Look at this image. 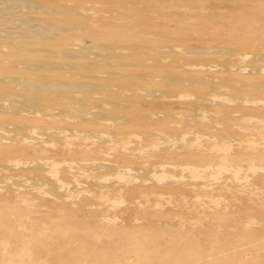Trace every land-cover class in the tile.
Segmentation results:
<instances>
[{
    "label": "rangeland",
    "instance_id": "374dc122",
    "mask_svg": "<svg viewBox=\"0 0 264 264\" xmlns=\"http://www.w3.org/2000/svg\"><path fill=\"white\" fill-rule=\"evenodd\" d=\"M75 1L62 0L71 9ZM86 1L81 10L78 8L83 23L98 33L101 43L115 46L107 50L109 58H103L80 48L90 44L84 35L65 41L63 47L72 46L74 53L80 54L67 60L85 65L84 70L66 67V76L87 82L96 81L88 77L92 74L121 77L111 87L115 102L122 103L118 111L150 112L153 122L139 125L101 117L94 124L57 113L40 114L47 112L42 109L39 114L0 113V122L5 124L0 127V264H7L8 257L17 258L19 264H264V129L254 125L264 120V91L259 85L264 84V0H143L136 4L142 8L143 27L152 33L142 32L141 38L135 29L121 31L125 25L121 3L133 0ZM107 2H113L112 8ZM47 16L60 20L54 13ZM121 23L123 27L118 28ZM182 47L196 51L186 53ZM36 48L42 60H66L55 46L38 43ZM169 48L173 51L165 53ZM0 56V62L8 65L1 52ZM171 60L177 61V69L167 66ZM178 75L225 80L234 83L237 91L193 90L183 82H171ZM161 77L171 80L162 81ZM149 90L155 93L148 95ZM98 98L94 93L88 110L94 109ZM11 123L27 127L24 130L31 137L25 138L26 144L13 140ZM43 127L61 128L70 149L39 133ZM36 132L42 141H32L38 138ZM119 135L126 136L125 140L118 141ZM173 135L222 139L219 142L225 146L217 154L225 153L231 160L215 158L211 162L207 157L213 154L208 150H189L144 162L145 149L153 143L164 144ZM106 138L111 142L88 157L86 152ZM143 138H148L150 145L133 153V141ZM122 147L135 155L140 152L143 158L114 156ZM37 163L42 165L41 173L58 185L59 197L49 194L46 180L32 185L27 176ZM99 163L108 167L97 170ZM109 167L119 172L134 168L129 176L132 183H125L127 176L117 175ZM142 168L155 172L144 175ZM113 183V187L108 185ZM6 186L14 191L6 194ZM87 195L91 196L89 211L70 215L59 204L72 207L73 201ZM183 199L199 202L192 207L182 203ZM135 204H141L140 208ZM99 219L103 224H98ZM187 219H193L194 224ZM146 220L166 221L174 227L160 231L153 223L145 225ZM130 223L137 228H130Z\"/></svg>",
    "mask_w": 264,
    "mask_h": 264
},
{
    "label": "bare ground",
    "instance_id": "6f19581e",
    "mask_svg": "<svg viewBox=\"0 0 264 264\" xmlns=\"http://www.w3.org/2000/svg\"><path fill=\"white\" fill-rule=\"evenodd\" d=\"M140 1H143V0H133L130 3H121V5H122V13L121 14L125 20V25H124V27H123L122 23L120 25H117L118 28L123 27V28H121L122 32L124 30H126L127 28L135 29L138 32L137 33L138 38H141L140 34L142 32L152 33L151 32L152 30L150 31V30H147L145 27H143V25L145 23V19H144V15L143 14L141 15V9L142 8L140 9L136 4ZM86 2H87L86 0H76L74 3L75 8L71 9V8H68L66 6V4L64 2H62V0H0V52L2 53L3 58L7 59V61L9 62L8 65L0 62V113H4V114L8 113L10 115L11 114H22V112L32 114L36 111H37L36 114H39V113L43 114L44 113L45 115H49V113L50 114L57 113V114L61 115L62 117L70 116V118L74 117L76 119H79L80 121L85 119V121L89 120V123H94V124H98L97 119H99L101 117L111 118L114 120L119 119V121H118L119 123H125L128 121H132L133 123L139 124V125L151 123V121H152L151 114L152 113L150 114V112H144V111H140L138 109H136V111L135 110L128 111V110H124V109H123L124 112L118 111V109L122 108V106H121L122 103L117 104L115 102V100H114L115 98L111 94V92H112L111 87H112V85H116L121 80V77L115 76L112 74H107L104 76L102 74L101 75L92 74V76L89 75L88 77L91 79H95L96 81L95 82H87V81L80 80V79L79 80H72L71 77H69L70 75L66 76V74H65L66 67L78 66V68H80L81 70H84L85 65L84 64L78 65V64L73 63L70 60H67L70 58L78 57L80 54L74 53V49L72 48V46L66 47V48L63 47V45L66 44L65 41H67L69 39H74L78 35H84V37L89 39L90 44H89V46L86 45L87 47L86 46H81V47L79 46V47L81 49H85V50H87V48H88V50L91 54H94V55H97L98 57H103V58H109L110 53L107 50H110L109 49L110 47L115 46V44H113L111 42L110 43L109 42L108 43H101L99 40L98 33L94 29L89 28L88 25L86 26L83 23V15H82V12L78 10V8L80 9V7L83 4H85ZM107 4L110 8H112L113 2H107ZM94 11H93V13H94ZM50 13L56 14L58 17H60V20L59 21L58 20H49L47 15ZM90 13H88V14H90ZM97 13H98V10H97ZM112 15L114 16L115 14L112 13ZM104 16H105V14H104ZM113 29H114V27H113ZM124 32H126V31H124ZM117 41H119V40H117ZM121 41H120V43H121ZM138 41H140V40H138ZM38 43L49 44V45L57 47L58 55L60 57H63V59L65 58L66 60L63 62H58V61H49V60L40 59L39 58L40 55L38 57V54H37L38 49L36 48V44H38ZM144 44H146V43H144ZM2 46L5 47V49H2L1 48ZM119 49L120 48H118V50ZM142 49L145 50L144 48H142ZM150 50L151 51L153 50L152 52H155L156 48H155V50L150 48ZM180 50H182L183 52H186V53L196 51L195 49L184 48V47H182ZM216 50H213V51H216ZM171 51H173L172 48L164 50L165 53L171 52ZM174 51L176 52V51H178V49L174 50ZM197 52H199V49ZM115 53H116V51H115ZM142 54H144V53H142ZM130 55H128V56H130ZM133 56L138 57L137 54H133ZM160 59H162V58H160ZM163 59H164V56H163ZM150 60H152V59H150ZM159 60H158V62H159ZM180 60H182V59H180ZM153 62H155V61H153ZM103 63H105V62H103ZM100 64H101V62H100ZM101 65H103V64H101ZM177 65H178L177 61L175 62V60H171L169 62V64H167V66L174 67L175 69H177ZM92 69H95V68L92 67ZM7 70H9V71L11 70V72H14V73L9 74L7 72ZM44 73H47V75L42 76V75H45ZM71 73H72V71H71ZM49 74H50V76H49ZM79 75H77V76H79ZM81 77H86V76L81 75ZM137 77H139V76H137ZM162 78L163 77H161L162 81L169 82L168 80H171V78L170 79L169 78H163L162 79ZM123 80L125 81L126 78L124 77V79H122V81ZM159 80H160V78H159ZM171 82H176V83L183 82V83H185L186 86H190L193 90H195V89H197V87H199V88H203V89H209L212 91H218L221 88L234 89L237 91V89L234 86V83L231 84L232 82H227L225 80L211 81V78L209 79L205 76L204 77H194V75L193 76L178 75V77H174V78L172 77ZM259 85H260L261 90L264 91V84H259ZM114 87H116V86H114ZM117 89H118V86H117ZM93 92L97 93L98 96H100V99L98 98V100H96L94 102V105H95L94 109L88 110V105L90 102H92V96L94 94ZM148 92H149L148 95L155 93L153 90L152 91L151 90L146 91V93H148ZM126 93H128V92H126ZM208 93H210V92H208ZM144 94H145V92H144ZM95 96H97V95H95ZM197 96L199 99H204L203 96L200 94H198ZM208 98H209V96H208ZM243 100H244V98H243ZM54 105H58L59 107L55 108V110L52 112L49 109H51ZM39 109L47 110V112L43 111V112L38 113ZM22 115H24V114H22ZM170 116H172V115H170ZM168 117H169V115H168ZM208 119H210V118H208ZM263 121L257 120L256 123H254V122L253 123H254V125L258 126V128L264 129V124H260ZM11 125L12 126L10 127V130L14 132L13 140H17V141H20L21 143L26 144L28 142L27 141L28 137L30 136V134L27 133L28 130H24L27 127H23L21 125H18L17 123H11ZM1 126L2 127L5 126V124H3L2 121L0 122V127ZM35 127H37V126L33 125V128H35ZM40 127H41V125H40ZM241 127H243V126H241ZM95 130H93V131H95ZM32 132H34V131H32ZM89 132H90V130H89ZM39 133L46 134L48 137H53L59 143V146H61L63 148L70 146V144L67 142V140H65V137H67V136L66 135L61 136V133H63L61 128H57V127L44 128L43 127L40 129ZM39 133H37L38 138H39V136H38ZM120 133H116V134L118 135ZM66 134H67V132H66ZM166 134H168V137L172 136V134H169V133H166ZM166 134H164L165 137H167ZM12 135H13V133H12ZM87 135H88V133H87ZM145 135H147V134H145ZM147 136H149V135H147ZM32 137H33V134H32ZM85 137L87 138V136H85ZM110 137L111 136H109V138ZM25 138H27V140ZM33 138H34V140L31 138L32 141L40 142L43 140V139L40 140V138L38 139L36 137H33ZM119 138H121V140H118V141H124L126 136L121 137L119 135ZM167 138H165V140ZM169 139H170V141H169ZM169 139H168V141L166 140V143L163 142L164 144L159 145L158 143L157 144L153 143V144H151L152 145L151 148H149V149L147 148V150L145 149L147 154H145L143 156L146 157L147 159L144 160L145 159L144 158L143 159L144 162L147 160L153 161V162L154 161H160L162 159L164 160L169 153L176 152V151H189V150H205V151L208 150L211 154H213L212 155L213 157L212 156L207 157V161H211V162L213 160L215 161V158H217V160H231V158H229V155H226L225 153H221L220 155L217 154V152L219 153L222 151V149H224L223 147L225 145H223V144H221V142H219V140H222V139H217L215 137L208 136V137L200 140L197 138L195 139L194 137H185V136L174 137V135H173V138H169ZM98 142H102V143H100V145H97L96 147H93L92 149H90L89 151L86 152V153H88V157L89 156H90V158L94 157L93 155L98 150L101 149V147H102L101 145H103V144L107 145L108 142L110 143L111 141L106 138V139H102L101 141H98ZM133 142H134V144H136L135 147L131 148V149L135 150V151H133V153L136 152L137 150H139V151L143 150L147 145H150L148 138H143L142 141H133ZM0 145H2L1 142H0ZM203 146H205V147H203ZM133 153L132 152L130 153L129 151L123 149V147H122V149H119V150L114 152V156H120V157H123L124 159H129V160L133 159L135 156H138V158L140 159V157L142 155L140 152H139V155L138 154L135 155ZM141 158H143V157H141ZM247 159L250 161L253 160L251 157H247ZM116 160H117V157H116ZM92 162H93V160H92ZM95 163H96V161H95ZM28 166H26V167L23 166L22 169H24V168L28 169L29 168ZM41 166L42 165L40 163L33 165L32 168L34 169V172H31L29 174V176H27V177L32 181L31 182L32 185L40 184V183H42V180H46L45 183L48 182L47 183L48 186L46 189L48 190L49 194H52L55 197H59L60 190L57 189V188H59L58 185L51 182L47 177H45V175L43 173H41V171H40ZM65 166H64V172L66 171ZM107 167L108 166H104V165L100 164V165H98L97 170L104 169ZM60 169H58V170H60ZM108 169H111L112 171L117 173V175L127 176V179H125L126 181L124 180L125 183H127V184H129L131 182V180L129 179V176L132 175V173L130 174V170L131 169H132V171L135 170L134 168H130V170H129V168H127L128 171H126V170L122 171L121 170L122 172H119V171H116L117 168H116V170H114V168H112V167L111 168L109 167ZM56 170H57V168H56ZM136 171H137V169H136ZM140 171H141V174L151 175V176L155 172V170L143 169V168ZM64 172H62V173H64ZM67 173H69V172H67ZM248 174H250V173H248ZM151 181L154 182V179H152ZM125 183H124V185H125ZM108 185H111L112 187L115 186L114 183L108 184ZM7 186L5 187V193L6 194H7V192L9 193V192L14 191V189H11L10 187H7ZM59 186H62V185H59ZM125 189H127V186ZM120 190H122V189H120ZM92 191H94V190H92ZM16 192L18 193V191H16ZM93 194H95V193H93ZM19 195H20V193H19ZM67 195H69V194H67ZM91 196H93V195L91 194ZM91 196L87 195V196H83L81 198L76 199L75 201L72 202V204H73L72 207L71 206L66 207L67 205L66 206L63 205L64 203H62V202H59V204L61 207L68 209L70 215H76L77 212H79V211L82 212V211H89L90 210L88 208L89 206L87 207V200ZM95 196H96V194H95ZM131 196H132V193L130 194V197ZM141 196L142 195H140V197ZM142 197L144 198L145 196H142ZM146 199H148L147 196H146ZM148 200H146V201H148ZM156 200H157V197H156ZM184 202L190 203V205L193 207V206H197L196 204L199 201L197 203L195 201L187 202L183 199L182 203H184ZM135 205L139 206V208H140L141 204L140 205L135 204ZM189 211H191V210H189ZM192 220L189 219L187 222L189 224H191V223L194 224V222ZM97 222H100V223H98L99 225L103 224L102 223L103 221L100 219ZM104 222H105V220H104ZM180 222H182V220ZM150 223H153L158 228H160L159 229L160 231H163V229L170 231V230H172V227H174L170 223H167L166 221H163V222H150L147 220L145 221V225H148ZM180 224H183V223H180ZM129 227L130 228H137V227L133 226L132 223L129 224ZM177 227H175V229ZM140 229H142L143 231H146V228H140ZM243 229H246V226L242 227V230ZM196 239H197V236H196ZM10 259H11V257H8L6 259L7 264H19L20 260L17 261V258H16V260H10Z\"/></svg>",
    "mask_w": 264,
    "mask_h": 264
}]
</instances>
